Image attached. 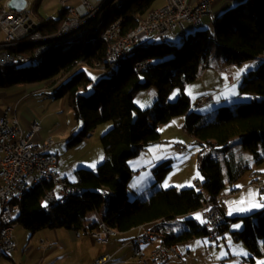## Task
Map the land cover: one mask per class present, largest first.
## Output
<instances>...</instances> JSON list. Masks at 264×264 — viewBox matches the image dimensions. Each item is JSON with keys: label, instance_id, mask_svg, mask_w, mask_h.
I'll return each instance as SVG.
<instances>
[{"label": "trees", "instance_id": "1", "mask_svg": "<svg viewBox=\"0 0 264 264\" xmlns=\"http://www.w3.org/2000/svg\"><path fill=\"white\" fill-rule=\"evenodd\" d=\"M41 2L34 0L30 7V12L42 22L39 31L47 36L60 33L69 19L68 13H61L58 19L44 18L38 10ZM163 2L128 0L111 15V20L122 22L121 36L126 37L150 10ZM245 4V9L228 10L213 20L214 31L188 33V40L182 45L152 44L134 60L122 63L113 77H104L95 83L84 70L75 71L81 62L92 68L98 63L106 65L107 46L100 40V31L93 22L78 42L56 47L35 44L11 50L12 54L23 56L42 50L43 59L18 70L0 68V92L40 82L57 100L66 99L75 120L84 122L82 130L69 140L70 145L80 143L100 125L113 122V127L102 137L105 161L96 170L80 169L76 172V181L69 182L83 192L64 205L47 206L44 196L54 185L39 183L16 201L20 206L16 224L32 233L56 228L86 233L96 230L100 222L96 217L91 225L87 224L88 215L99 212L102 220L120 235L144 226L163 231L168 245L201 237L210 239L212 233L191 216L201 211L208 201L222 195L227 186L251 172L252 162H264V0H246ZM212 45L229 65L259 62L241 87V94L250 97V102L234 107L223 105L211 115L203 116L193 110L184 90L210 66ZM139 60H152L154 66L149 71L137 72L134 64ZM177 89L181 90L179 96L175 95ZM145 90L158 95L152 123L147 112L135 102L136 95ZM182 116L185 117L184 131L200 146V154L211 149L201 163L204 192L194 187L165 189L157 182L146 198L137 196L132 200L135 192L130 191V183L136 173L134 161L143 157L152 145L162 142L161 125ZM241 136L242 142L234 146L232 141ZM98 190L102 193L95 192ZM181 217L185 218L182 228L166 224ZM162 221L165 225H159ZM234 222H242L243 229L232 231ZM226 232L247 245L251 258L242 264H256L257 258H264V207L249 216L229 217L228 223L213 233L214 242Z\"/></svg>", "mask_w": 264, "mask_h": 264}, {"label": "rangeland", "instance_id": "2", "mask_svg": "<svg viewBox=\"0 0 264 264\" xmlns=\"http://www.w3.org/2000/svg\"><path fill=\"white\" fill-rule=\"evenodd\" d=\"M63 3L62 0H42L38 9L39 14L44 18L58 19L64 6L71 7L75 5L73 0ZM106 16H110V13ZM33 17L39 20L34 14ZM106 18L108 19V17ZM111 19L109 17V22L113 23L114 21ZM93 21H96V19ZM184 26L188 33L194 35L198 30L206 31L209 29L210 31H214L213 26H202L198 29L188 22H185ZM101 33L102 31L99 34V38ZM1 37L4 38V34ZM126 37L120 35V38ZM186 37L180 38L178 33H172L170 40L164 42L182 45L187 42L188 38ZM3 51L0 49V53ZM128 61L124 60L116 64V72L122 63ZM36 64L34 63V65ZM26 66L28 65L24 64L21 68ZM257 66L256 60L246 61L238 65H229L225 58L217 53L214 45H212L210 66L204 68L201 77L197 81L188 84L184 90L186 96L192 101L193 110L203 116H209L220 106L227 105L234 107L236 104L250 102L252 100L250 97L241 94V87L245 78ZM99 68H103L105 71L99 70ZM109 69H112V66L109 65L107 59L106 65L98 63L93 68L90 66L84 67L87 77L94 83L101 78L107 77L105 75ZM44 86L40 82H35L26 84L22 88V90L27 89V91L21 93V96L24 97L22 99L23 102L18 107V115L22 117L24 114L31 124L37 122L41 125L42 132L40 133L41 141L39 143L43 144L46 139L50 137L54 138L57 144L53 148V152L58 155L59 159L56 172L60 175L61 179H67L73 183L76 181V172L80 169L96 170L105 161L106 153L102 144V137L113 127V122L109 121L100 125L89 137L80 143L70 145L69 140L82 130L84 122L75 120L73 110L66 99L57 100L53 92L48 88L46 89V87L44 88ZM16 91L19 92L21 90L18 87L5 90L7 92L6 98H9L8 96H11ZM180 94L181 90L177 89L175 95L179 96ZM201 97H212L214 101L204 106H197V100ZM157 100V93L150 90L141 91L135 97L136 104L147 112V117L151 123L154 121V110ZM7 102L11 103L8 100ZM7 102L1 96L0 108L9 104ZM184 124L185 117L182 116L173 119L168 124L160 126L159 130L162 132V142L152 145L145 152L144 157L148 160L145 168L141 167L134 174L135 178L130 183V191L135 192L132 200H135L137 196L146 198L152 185L157 182L159 186L165 189L178 188L181 190L189 187L187 183L189 180L192 183L196 181L194 188H196L195 184L204 181L201 163L204 156L210 151L207 148L200 154V146L196 145L187 136L184 131ZM24 130L26 133H30L31 128L25 127ZM243 139V136L238 137L232 141V144L236 146ZM256 168L264 169V164L256 166ZM146 170L148 172L139 178L138 176L144 174ZM253 173L260 176V180H264L259 173L251 171L250 179L252 186H254L253 179L251 178V174ZM246 176L247 174L244 177ZM255 188L257 189V187ZM236 194H238V190L232 191V187L229 185L222 195L228 197L229 200L230 197ZM259 195L262 196L260 193ZM228 200H225L227 205ZM247 206L242 204L241 200L237 198L235 203L228 205L230 217L249 216L256 212L247 209ZM193 218L203 223L200 211L194 213ZM95 219V213H90L87 217V224H90ZM169 225L182 228L185 225V218L181 217L169 221ZM231 226L232 231H241L243 229L242 222H234ZM14 237L22 250L30 248V251H32V256L27 257V262L24 264H37L40 259L43 260V264H90L99 248L102 247L92 242L93 240L91 239L93 238L86 235L85 232L81 231L78 234L75 230H67L65 228L46 229L32 233L22 225L16 224ZM165 241L163 243H166ZM177 247L180 256L170 257L171 261H169L172 262L171 264H241L249 261L251 258V253L245 242L236 241L230 232H226L218 237L215 242L211 241L208 237H201L190 242L181 243ZM6 255L11 256V254ZM149 257L150 255L145 256V258ZM137 263L146 264L139 260H134L130 264ZM256 264H264V258H257Z\"/></svg>", "mask_w": 264, "mask_h": 264}, {"label": "built area", "instance_id": "3", "mask_svg": "<svg viewBox=\"0 0 264 264\" xmlns=\"http://www.w3.org/2000/svg\"><path fill=\"white\" fill-rule=\"evenodd\" d=\"M31 1V0H30ZM64 3L70 0H62ZM83 7L86 9V15L79 17L74 7H63V12H67L69 19L64 23L62 30L58 35L44 36H29V29H34L35 22L39 20L33 17L30 12L29 2L27 9L24 12L18 13L8 7L9 0H0V27L6 35L5 42L0 45V49L4 50L0 53V59L3 61H18L22 59H32L37 52L26 58H18L16 54L8 52L9 42L18 39L20 34H27L28 39H38L41 44L55 42L56 37H60L68 31L73 24L81 20H87L90 14L94 13V8L100 6V0H81ZM216 0H172V4H162L156 7L155 15L143 25V36L139 41L157 42L161 37L170 38L172 33L187 31L185 22L193 24L195 27L201 26V18L209 15L212 12V6ZM63 3V4H64ZM120 3V1H118ZM169 7H177V18L169 17ZM60 13V14H61ZM70 15H75V19H71ZM121 21H116L115 25L108 28L107 35L116 33L118 25ZM107 35L101 36L106 38ZM135 43H119L112 47V51L116 55H122L124 49H131ZM151 60H144L140 65L135 66L142 70V63H149ZM99 70L105 71L103 68ZM146 72V71H142ZM209 101H214L212 97H201L197 100V106H204ZM23 128L16 114V109L9 107L0 116V179L3 186L0 188V223L11 222V230L7 235L0 236V250L15 251L18 248V243L14 237V229L16 225V214L20 209L19 204L11 211L8 219H1V208L8 200L10 194H20L21 188L26 182L27 172H36L38 176L57 175L59 177V185H55L44 196V202L56 201L65 197H69V192H75L66 179H61L56 172L58 165L57 154L53 152V148L57 144L54 138L50 137L43 144L35 140L36 135L42 131L39 123L32 124L30 133H26L25 139H18V129ZM260 176L253 173V185L257 187L258 192L264 196V180L259 179ZM199 191L204 192L201 182L198 183ZM225 200L228 197L219 195L215 200L208 201L201 209L200 213L206 220V223L220 219L221 216H229L228 205ZM213 205H224V212L221 214H213ZM95 216L100 221L98 228L91 231V236L100 245H108L111 240L117 238L118 235H109L105 230V222L102 220V215L99 212ZM210 240L214 241V232H211ZM134 238H148V245L153 242H159L158 246L151 252L149 258H145L143 248H139L134 252L132 260H139L146 264H162L172 256H180L177 245H168L163 243L166 235L163 231H157L154 228L143 227L142 231L138 232ZM129 241L122 242L121 247H127ZM107 255H104L96 260L94 264H101Z\"/></svg>", "mask_w": 264, "mask_h": 264}, {"label": "bare ground", "instance_id": "4", "mask_svg": "<svg viewBox=\"0 0 264 264\" xmlns=\"http://www.w3.org/2000/svg\"><path fill=\"white\" fill-rule=\"evenodd\" d=\"M33 0H29V2L32 3ZM120 1V3H118ZM128 0H100V6L97 8H94V13L90 14V16L87 18V20H81L78 21V23L73 24L72 27L65 32L60 37L55 38V42L48 45L49 47H56L60 45H66L73 42H78L81 40L83 34L85 33V28L89 25L90 22L95 23L96 30L102 31L100 35V40L104 42L107 46L106 50V59L110 66H112V69H109L108 72H106L107 77H113L116 72V64L124 61V60H131L136 58L138 53L146 48H149L152 44H157L158 42H164L170 40L168 37H161L158 39L157 42H150V41H139L140 38L143 36V25L144 22H148L156 12V7L150 10L148 13V16L145 17V19L142 21L139 27H137L133 32H131L126 38H120L121 35V25H118V31L116 33H110L107 35L108 28H111L115 25L116 22L110 23L109 17L117 11H119L122 6L127 2ZM29 4V3H28ZM163 4H172V0H164ZM31 7V5H30ZM110 13V16H106ZM209 15L212 16V12L209 13ZM108 17V19L106 18ZM169 17L170 18H177V7H169ZM96 21H93L95 20ZM42 26V22L39 20L38 22H35L34 29H29V36H44L39 31V28ZM201 26H197L196 28H199ZM178 36L180 38H185L188 35L187 31L184 32H177ZM59 34V33H58ZM55 34V35H58ZM107 35L106 38H102L101 36ZM119 43H135L131 49H124V53L122 55H116L112 51V47L119 44ZM35 44H41V41L38 39H28L27 34H20L18 36V39H15V41L9 42L8 45V52L11 50L22 47V46H28V45H35ZM18 58H26V56L23 55H17ZM43 59V53L42 50L40 52H37L36 56L32 59H22L18 61H3L0 59V68H9L12 70H18L22 65L26 64H33ZM144 60L136 61L134 64V70L137 72L142 71H149L153 68L154 64L151 60L149 63H142V70L138 69L135 66H138L141 64V62ZM84 67H89L88 64L81 62L76 67V72H79L81 70H84ZM100 69V68H99ZM213 101H209L208 104L212 103ZM13 109H16L15 107ZM26 138V131L24 128L18 129V139H25ZM72 139V138H71ZM211 149H209L210 151ZM208 153V151H207ZM58 157V155H57ZM136 174V173H135ZM43 182L52 183L54 186L59 185V177L57 175H45V176H38L36 178V172H27L26 174V182L24 186L21 188L20 194H10L8 196V200L4 206L1 208V219H8L9 214H11V211H13L17 206V200H20L23 198L26 194L31 192L35 185ZM66 182L69 183V181L66 180ZM199 182V181H198ZM70 184V183H69ZM202 184V183H201ZM73 188H75V192H69V197H65L56 201H47L45 204L47 206H55V205H64L66 204L72 197L75 195L81 194L83 190L79 188L76 185L70 184ZM195 187L197 190L198 183L195 184ZM221 212H224V205H213V214H221ZM203 219V225L204 227L210 231L215 232L219 230L223 225L227 224L229 221V216H221L220 219L208 222L206 223V220ZM144 226H141L138 228V232L142 231ZM11 230V222H1L0 223V236L7 235L8 232ZM105 230L109 235H118V231L112 229L105 223ZM157 230V229H156ZM160 231V230H157ZM148 245V238H134L127 244V247H131L133 250V257L134 252L139 250V248H143L144 246ZM2 253L10 254L14 251L9 250H0ZM132 257V259H133ZM113 256L107 255L105 260L101 261V264H112Z\"/></svg>", "mask_w": 264, "mask_h": 264}, {"label": "crops", "instance_id": "5", "mask_svg": "<svg viewBox=\"0 0 264 264\" xmlns=\"http://www.w3.org/2000/svg\"><path fill=\"white\" fill-rule=\"evenodd\" d=\"M73 1L75 2V5L71 6V7H74L76 9L78 16L82 17V16L86 15V9L83 7L82 1L81 0H73ZM245 3H246V0H216L212 6V16L211 15L210 16L205 15L201 18L202 26H209V27L213 26V20L220 17L222 14H224L228 10L238 9V8L245 9L246 8ZM70 18L75 19L76 16L70 15ZM2 34H4V38L1 37ZM5 40H6V35L0 27V45H2L5 42ZM262 58L264 59V57H262ZM258 62L259 61H257V63ZM24 86L25 85L17 86L19 88V90H21V91L13 92L11 96H8L9 98H6L7 92H5V91L0 92V97L1 96L4 97L6 102H7V100L11 102V103L7 102L9 104H7L3 108H0V116L9 107H12V108L15 107L16 108V114H17L18 118L20 119L22 127L24 129H25V127H28V129H29L32 127V124L30 123V121L25 117L24 114L22 115V117H19V115H18V107H19L20 103L23 102L22 99L24 97V96H21V93L22 92L25 93L27 91V89L22 90V88H24ZM40 133L38 135H36V137H35V140L38 143H39V141H41ZM246 156H247V158H251V156L248 154H246ZM147 161H148L147 158L144 156L134 161V168H135L136 173H137V171H139V169L141 167L145 168V164L147 163ZM252 163H253L252 164V171L259 173L261 175V177L264 179V169H257L256 168V166L263 165L264 162L261 164H256L254 162H252ZM147 172L148 171L146 170V172L144 174L139 175L138 177L141 178ZM187 183H188L189 187H194V183H196V181L194 183H192V181L189 180ZM2 186H3V183H2V180L0 179V188ZM231 187H232V191L238 190V194L229 198L228 205L235 203L236 199L239 198L241 200L242 204L248 205L247 209H249V210L260 211L263 209L264 202H262V200H264L263 199L264 196H260L257 189L251 185L250 172L247 173L246 177L241 178L236 184L232 185ZM228 212H229V207H228ZM193 216H194V214L191 217H193ZM229 217H230V213H229ZM161 224L165 225V222L164 221L159 222V225H161ZM166 224H169V223L167 222ZM89 225H91V224H89ZM146 228H148V227H146ZM77 233L79 234L80 232H77ZM90 233H91V230H88V232H86V235L91 236ZM137 233H138V229H135V230H132L131 232H129L125 235H119L118 238L111 240V242L108 245H100L94 239H91V240H93L92 242L98 244L97 246H102V247L99 248V251L97 252L95 258L92 260V262L90 264H94L98 258H100L104 255H112L113 256L112 261H111L112 264H130V263H132L134 261V260H132V257H133L132 248L129 246L122 248L120 245L122 244V242L131 241L132 239H134V237L137 235ZM158 243L159 242H153L149 245L144 246L143 247L144 255L149 256L151 254V252L158 246ZM10 254L12 257L7 256V255H6L7 256L6 257L5 254L0 251V264H24L25 262H27V257L32 256V251H30V248H26L25 250L24 249L22 250L20 248V245H18L17 250H15L14 252H12ZM171 258L166 260L162 264H171L172 263V262H170ZM43 263L44 262L41 259L39 262H37V264H43Z\"/></svg>", "mask_w": 264, "mask_h": 264}, {"label": "water", "instance_id": "6", "mask_svg": "<svg viewBox=\"0 0 264 264\" xmlns=\"http://www.w3.org/2000/svg\"><path fill=\"white\" fill-rule=\"evenodd\" d=\"M29 0H9L8 7L18 13L24 12L28 7ZM89 192H93V190H90ZM102 193L101 190L95 191Z\"/></svg>", "mask_w": 264, "mask_h": 264}]
</instances>
